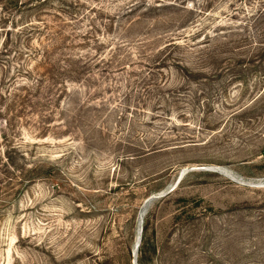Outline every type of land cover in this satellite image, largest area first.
<instances>
[{
	"label": "rangeland",
	"instance_id": "374dc122",
	"mask_svg": "<svg viewBox=\"0 0 264 264\" xmlns=\"http://www.w3.org/2000/svg\"><path fill=\"white\" fill-rule=\"evenodd\" d=\"M144 1L67 0L73 14L56 2L17 21L10 16L6 54L7 31L0 28V69L14 76L22 64L32 61L35 68L26 45L31 26L40 30L31 36L35 48L60 32L78 45L127 44L128 11ZM262 1L222 0L211 10L228 44L225 57L232 58L235 39L264 42ZM242 43L236 53L245 50ZM207 74L185 83L169 110L147 104L120 119L125 107L118 91L106 111L114 115L85 121L77 132L59 115L45 131L28 113L7 129V139L0 130V264H140L141 258L145 264H264V70L246 82L232 71ZM182 81L173 71L167 85ZM115 82L98 73L86 84L102 91ZM109 96L97 98L98 106ZM135 112L144 123L130 145ZM155 141L163 150L138 152ZM9 147H19L27 163H58L57 177L38 180L17 197L20 174L6 166ZM146 222L149 244L142 254L138 240Z\"/></svg>",
	"mask_w": 264,
	"mask_h": 264
},
{
	"label": "trees",
	"instance_id": "16d2710c",
	"mask_svg": "<svg viewBox=\"0 0 264 264\" xmlns=\"http://www.w3.org/2000/svg\"><path fill=\"white\" fill-rule=\"evenodd\" d=\"M221 1L193 0L191 3L189 0L144 1L128 11L130 23L127 27L129 34L127 44L108 43L107 47L102 41L84 42L89 51L86 48L80 50V47L86 45H78L76 41H69L68 38L60 36L62 32L51 34L50 45L42 48L32 47V33L35 34L37 31L40 33V30L35 26L27 28L26 45L33 54L30 57L37 65L32 69V61L29 65L22 64L14 76L3 68L0 69V130L4 134V139H7V129L13 126L18 117L26 113L37 118L36 126L45 131L55 122V116L59 115L63 117L69 131L74 129L77 132L85 121L93 123L94 118L101 120L113 116L112 110L106 111L112 104L111 101L118 97L116 94L118 91L123 93L125 107L120 119L127 120L125 116L131 114V110L137 109L138 106L154 104L155 107H165L168 110L173 108L184 95L182 94L186 90L184 84L208 78L209 71H213L217 76L223 71H232L246 82L245 78L249 74L264 70V42L249 43V38L245 37L242 43L241 40L235 39L232 42L234 43L232 58L225 57L228 44L221 35V26H214L216 14L211 15V10ZM56 2L66 7L65 12L73 14L70 10L72 6L67 4V0H0V10L3 12L0 17L2 25L0 28L7 31L6 47L2 54L9 52L8 35L12 28L6 24L10 16L16 17L13 20L17 21L26 12L39 11L42 7ZM195 2H198V7ZM262 2L264 3V0ZM199 19L201 22L197 23ZM17 38L19 40L21 35ZM240 43L245 50L236 53L235 50ZM106 47L111 49L103 53L102 50L107 49ZM92 50L96 54L93 55ZM133 50H136L137 55L133 56ZM97 53L99 57L101 54L104 55L97 58ZM18 55V58H24L23 52L20 51ZM92 57L96 58L93 60ZM173 71L183 80L175 88L168 86L169 73ZM98 73L116 80L114 86L101 91L86 84L90 76ZM80 87H83V91ZM4 90L7 91L6 94ZM107 93L112 99L108 102L103 101L101 106H98L97 98L104 97ZM203 97L204 91L195 96L197 102ZM132 103L134 105H131ZM132 115L134 119L133 121L131 119V127L136 129L130 136V145H134L140 139V130L137 127L141 128L139 124L144 123L137 112ZM147 136L151 138L152 134L148 132ZM161 140L165 144L168 142L165 137ZM157 146L155 141L148 148L142 145L137 147L140 148L138 152L147 150L144 153L146 155L163 150ZM182 146L183 144H177L175 148H183ZM5 159L6 166L14 173L20 174L14 177L17 197L38 180L56 178L59 170L58 163L50 164L45 161L27 163L29 160L19 147H9L5 151ZM178 218L180 220V217ZM147 233L148 222L143 226L139 246L142 254L146 252L149 244ZM156 249L154 247V251ZM139 263L145 264L144 259L141 258Z\"/></svg>",
	"mask_w": 264,
	"mask_h": 264
},
{
	"label": "water",
	"instance_id": "95a60500",
	"mask_svg": "<svg viewBox=\"0 0 264 264\" xmlns=\"http://www.w3.org/2000/svg\"><path fill=\"white\" fill-rule=\"evenodd\" d=\"M143 221V220H142ZM141 243V237H139V240H138V245Z\"/></svg>",
	"mask_w": 264,
	"mask_h": 264
}]
</instances>
